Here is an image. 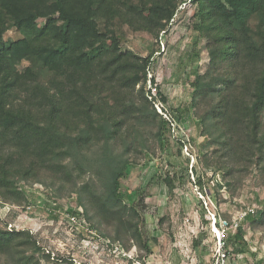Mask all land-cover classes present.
Here are the masks:
<instances>
[{
  "label": "trees",
  "instance_id": "1",
  "mask_svg": "<svg viewBox=\"0 0 264 264\" xmlns=\"http://www.w3.org/2000/svg\"><path fill=\"white\" fill-rule=\"evenodd\" d=\"M188 3L198 38L209 40L207 68L198 65L191 81L204 136L197 152L194 139L175 135L177 118L159 111L168 99L150 76L162 36ZM12 29L22 36L5 39ZM129 31L148 32L155 47L147 55L125 48ZM171 137L178 156L195 152L191 169L189 157L184 165L169 158ZM157 151L164 162L150 182H164L170 196L194 180L218 201L223 187L234 195L238 183L264 179V0H0V207L11 206L0 217V264H83L60 253L54 263L37 234L13 226L16 206L31 205L25 187L35 185L74 198L72 214L92 233L149 256L147 187L129 200L122 184L133 161ZM246 222L264 226V203L223 239L227 254L248 250Z\"/></svg>",
  "mask_w": 264,
  "mask_h": 264
},
{
  "label": "rangeland",
  "instance_id": "2",
  "mask_svg": "<svg viewBox=\"0 0 264 264\" xmlns=\"http://www.w3.org/2000/svg\"><path fill=\"white\" fill-rule=\"evenodd\" d=\"M196 8L193 3L183 6L169 31L162 36L160 51L155 55L151 67V75L156 78L159 90L168 99L163 105L180 124L175 125V135L194 139L192 144L195 152L204 136L194 109L190 108L193 91L191 81L195 78L198 65L200 70L205 71L209 60V40L198 38L194 27ZM40 23L42 25L44 20L41 19ZM21 36L19 31L12 29L7 32L5 39ZM125 37V48L139 54L147 55L155 47L154 39L148 32L129 31ZM26 64L23 62V65ZM178 109L183 110L182 121L178 119ZM169 144V158L184 165L189 157L191 169L197 160L195 152L193 154L191 148L186 147L184 155L178 156L177 142L172 137ZM160 154L157 151L149 157L150 160L139 158L133 161L135 166L122 184L129 200H132L131 192L138 186L147 187V203L141 212L144 216V239L153 249L149 256L138 245L132 244L127 249L124 243L92 233L84 217L72 214L78 209L74 198L56 199L40 185L25 187L31 205L26 209L16 206L17 215L9 219L17 229H30L37 234L53 253V262L54 253H60L83 264H264V226H252L246 222L244 228L248 250L236 257L227 254L225 260L223 252L227 251H224L223 239L234 236L236 228L232 226L224 231L222 227L225 219H239V211L243 207L264 203V179L256 181L249 178L238 183L234 195H230L229 190L223 187L218 201L211 194H204L194 180L179 186L175 195L170 196L164 182H150L157 166L164 162ZM167 154L164 153L163 157L166 158ZM218 179H221L219 175ZM205 185L213 190V181ZM200 201L206 208L205 220L201 216ZM10 209V205L0 207V217L5 219ZM217 219L221 222L218 225L219 232L215 231ZM105 232L113 234V228L108 227Z\"/></svg>",
  "mask_w": 264,
  "mask_h": 264
},
{
  "label": "built area",
  "instance_id": "3",
  "mask_svg": "<svg viewBox=\"0 0 264 264\" xmlns=\"http://www.w3.org/2000/svg\"><path fill=\"white\" fill-rule=\"evenodd\" d=\"M150 76H152L151 75V73H150ZM151 87V86H150ZM153 89V93L154 94H156L157 93V91H156V88H152ZM157 107H158V109H159V111L161 112V113H163V114H165V116L166 117H168V112H167V110H166V107L163 105V104H161V103H159V104H157ZM254 210V207H252V206H246V207H243L242 208V210H240L239 211V215H240V218L239 219H234L233 220V222H234V225H233V227H237L239 224H240V222H242V220L250 213V212H252ZM73 219L74 220H76L75 219V216L73 217ZM218 225L220 226L221 225V222H220V224H218V219H217V221L215 222V228H216V232H219V228H218ZM222 227H223V230L225 231V229L226 228H228V223H227V221L225 220V222H224V226L222 225ZM224 248V247H223ZM224 251H225V249H224ZM226 256H227V253L226 252H223V260H225V258H226Z\"/></svg>",
  "mask_w": 264,
  "mask_h": 264
}]
</instances>
